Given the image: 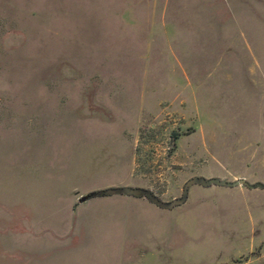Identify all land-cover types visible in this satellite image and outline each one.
<instances>
[{"label":"rangeland","instance_id":"obj_1","mask_svg":"<svg viewBox=\"0 0 264 264\" xmlns=\"http://www.w3.org/2000/svg\"><path fill=\"white\" fill-rule=\"evenodd\" d=\"M264 0H0V264H264Z\"/></svg>","mask_w":264,"mask_h":264},{"label":"water","instance_id":"obj_2","mask_svg":"<svg viewBox=\"0 0 264 264\" xmlns=\"http://www.w3.org/2000/svg\"><path fill=\"white\" fill-rule=\"evenodd\" d=\"M193 183H199L202 185H210V184H219V185H227L232 186L238 183H243L249 187H264V182L255 181L249 182L245 178H238L234 180H227L225 178H220L218 176L205 177L202 175H194L188 178L183 186L182 194L176 198L171 200H163L158 195H156L152 190L142 186H131V185H119V186H108L105 188H99L88 192L87 194L81 195L79 200H84L90 196L96 195H106V194H114V193H123L130 194L135 196H145L150 201L161 207H172L176 204H180L184 202L187 197L189 186Z\"/></svg>","mask_w":264,"mask_h":264}]
</instances>
